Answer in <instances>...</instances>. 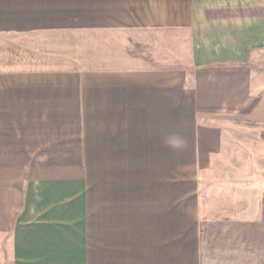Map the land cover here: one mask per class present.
I'll return each mask as SVG.
<instances>
[{
    "label": "crops",
    "instance_id": "obj_1",
    "mask_svg": "<svg viewBox=\"0 0 264 264\" xmlns=\"http://www.w3.org/2000/svg\"><path fill=\"white\" fill-rule=\"evenodd\" d=\"M0 264H264V0H0Z\"/></svg>",
    "mask_w": 264,
    "mask_h": 264
},
{
    "label": "rangeland",
    "instance_id": "obj_2",
    "mask_svg": "<svg viewBox=\"0 0 264 264\" xmlns=\"http://www.w3.org/2000/svg\"><path fill=\"white\" fill-rule=\"evenodd\" d=\"M175 176V195L176 197L198 195V173L176 172ZM183 206H180V208ZM178 211V210H177Z\"/></svg>",
    "mask_w": 264,
    "mask_h": 264
},
{
    "label": "clouds",
    "instance_id": "obj_3",
    "mask_svg": "<svg viewBox=\"0 0 264 264\" xmlns=\"http://www.w3.org/2000/svg\"><path fill=\"white\" fill-rule=\"evenodd\" d=\"M179 142H177L176 146H178Z\"/></svg>",
    "mask_w": 264,
    "mask_h": 264
}]
</instances>
